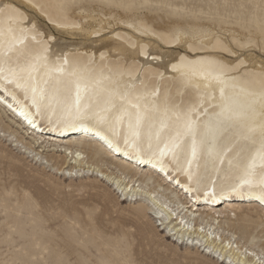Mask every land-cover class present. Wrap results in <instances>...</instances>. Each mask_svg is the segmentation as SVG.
Here are the masks:
<instances>
[{"label": "bare ground", "instance_id": "bare-ground-1", "mask_svg": "<svg viewBox=\"0 0 264 264\" xmlns=\"http://www.w3.org/2000/svg\"><path fill=\"white\" fill-rule=\"evenodd\" d=\"M0 9V117L8 118L9 127L16 123L31 135L37 134L34 125L70 134L69 141L76 140L77 147L73 162L78 163L95 156L96 144L78 140L76 134L92 140L91 132L100 140L97 145L105 162L118 166L117 182L124 184L123 190L131 195L142 192L141 208L146 213L153 210L165 227L172 226V235L186 236V241L194 236L196 245L217 248L232 264H255L264 255L263 246L238 243L234 233L222 238L216 226L219 215L212 211L213 202L222 197L227 199L221 213L242 207L239 200L247 199L257 209L253 221L264 226L259 132L245 139L234 129L217 140L212 157L206 149L193 157L191 137L184 135L185 114L194 108L193 119L200 120L199 139L211 115H203L204 109L220 102L221 88L226 97L242 105L258 100L264 56L253 49L264 53L260 33L253 32L248 41L244 28L168 25L151 16L100 11L67 0L56 4L3 0ZM217 64L224 66L223 82L215 78ZM113 104L116 111H111ZM138 110L143 119L137 136L135 128L129 129V115L135 125ZM177 132L181 147L170 151ZM240 151L237 181L216 188V171L227 174L228 160ZM117 156L122 158L115 163ZM220 156L226 158L219 166ZM253 157L255 165L250 169ZM139 162L148 165L147 172L139 169ZM204 175L209 179H203ZM198 202L205 203V208L201 210Z\"/></svg>", "mask_w": 264, "mask_h": 264}, {"label": "rangeland", "instance_id": "rangeland-1", "mask_svg": "<svg viewBox=\"0 0 264 264\" xmlns=\"http://www.w3.org/2000/svg\"><path fill=\"white\" fill-rule=\"evenodd\" d=\"M67 2L90 4L100 11L105 8L116 14L151 16L154 21L168 25L244 28L249 34L248 41L252 40L253 32L260 33L264 41L261 26L264 12L251 7L259 0ZM53 6L49 5V9ZM253 52L264 56L259 50ZM7 119L0 117V259L11 244L24 259L36 257L43 264H56L58 260L64 264H232L227 254L222 256L217 248L196 245L194 236L193 241H186V236L172 235V226L162 225L153 210L146 213L141 208L143 193L131 195L123 190L124 184L117 182L118 166L105 162L98 146L100 140L91 132L92 140L76 134V139L80 137L78 140L96 144L95 156L78 163L73 162L77 147L76 140L69 141L70 134H57L42 126L36 129L34 125L32 129L37 134L31 135L16 123L9 127ZM241 152L231 157L233 163L227 164V174L216 171L219 179L216 188L237 181L241 167L236 164ZM120 157L113 158L115 163ZM147 166L141 164L139 169L147 172ZM202 178L208 180L209 176ZM138 182L134 181V185ZM224 199L227 198L212 204V211L219 215L216 226L222 238L234 233L238 243L254 248L263 246L264 250V226L253 221L257 209L251 208L247 199H240L238 204L242 207L221 213ZM204 204L198 202L197 206L202 210Z\"/></svg>", "mask_w": 264, "mask_h": 264}, {"label": "snow or ice", "instance_id": "snow-or-ice-1", "mask_svg": "<svg viewBox=\"0 0 264 264\" xmlns=\"http://www.w3.org/2000/svg\"><path fill=\"white\" fill-rule=\"evenodd\" d=\"M3 0H0L2 3ZM39 7H43L40 5ZM251 7L260 9L264 12V0H259V3L252 5ZM3 9H0L2 12ZM264 27V23L261 25ZM212 63V62H210ZM216 72L215 78L218 81H221V77L225 74V69L223 65H215L214 68ZM3 71V69H0ZM207 79V76H205ZM261 91L258 95V100H253L247 104H239L235 100L230 97L225 96V90L221 88L220 90V102L212 105L211 107H207L204 109L203 115L207 116L209 113V119L204 123L203 128L204 131L199 135V139H197V135L200 129V120L193 119V115L197 111V109L189 108L188 112L185 114L186 119L184 122V135L191 137V152L192 156L196 157L198 151L207 150V153L210 157L216 154V144L219 138H222L225 134L233 131L234 129L238 131L239 134H242L245 139L254 138L255 134L259 132L261 136L262 147L258 156L262 162H264V64L261 65ZM20 86L19 84L17 85ZM36 89L33 88V93L35 94ZM255 95V94H252ZM214 99V97H212ZM121 102H123L124 97H120ZM35 103V99L33 101ZM205 103L202 101L201 104ZM257 103L259 105V110L257 111ZM77 104H79V99L77 100ZM133 107H137V105H133ZM199 107V106H198ZM218 109V110H217ZM37 110L39 111V106L37 105ZM111 111H116V106L113 104L111 106ZM101 122H104L105 117H99ZM142 115L137 111L136 122L135 125L131 122V116L129 115V129L135 128V134L139 135V127L142 122ZM159 135V134H158ZM180 137V133L177 132V135L172 138V149L170 151H175L181 147L177 140ZM109 146H111V142L109 141ZM168 145H166V148ZM119 151V149H117ZM225 153H229L230 149H225ZM166 154L165 150H161V156ZM225 156H220L221 164L224 163ZM256 157H253L252 163L248 165L251 169L255 165ZM191 163V161L189 162ZM229 165L232 164L231 160H228ZM248 180H243L242 183H249ZM259 199L264 202V194H262ZM8 238H5V242H7ZM0 264H43L42 261L38 260L36 257H32L30 260L24 259L21 255H19V250L13 249L11 244H8V250L4 251L3 258L0 259ZM56 264H64L62 260H58ZM127 264H131V262H127ZM255 264H264V255L259 257Z\"/></svg>", "mask_w": 264, "mask_h": 264}]
</instances>
